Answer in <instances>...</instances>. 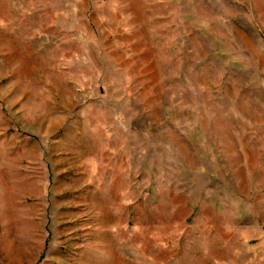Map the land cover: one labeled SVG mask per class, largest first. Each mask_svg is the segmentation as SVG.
Masks as SVG:
<instances>
[{
    "label": "rangeland",
    "instance_id": "1",
    "mask_svg": "<svg viewBox=\"0 0 264 264\" xmlns=\"http://www.w3.org/2000/svg\"><path fill=\"white\" fill-rule=\"evenodd\" d=\"M0 264H264V0H0Z\"/></svg>",
    "mask_w": 264,
    "mask_h": 264
}]
</instances>
